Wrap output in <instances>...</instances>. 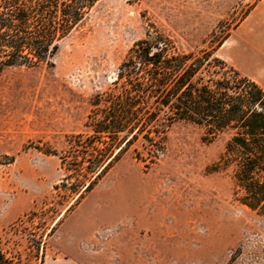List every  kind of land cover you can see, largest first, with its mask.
Segmentation results:
<instances>
[{
  "label": "rangeland",
  "instance_id": "374dc122",
  "mask_svg": "<svg viewBox=\"0 0 264 264\" xmlns=\"http://www.w3.org/2000/svg\"><path fill=\"white\" fill-rule=\"evenodd\" d=\"M251 2L99 0L60 43L53 64L0 69V239L6 246L20 243L16 248L26 254L27 240L7 231L29 211L57 205L54 186L64 175L59 155L45 150L60 153L71 135L88 131L92 98L113 85L136 41L155 26L191 51L230 30L217 55L251 76L237 46L250 58L264 19L253 23L251 10L232 29ZM227 139L224 133L209 141L204 128L177 121L151 165L135 144L79 205L66 215L63 209L44 264H264V217L238 201L229 169L213 170ZM51 214L45 216L50 227L57 222Z\"/></svg>",
  "mask_w": 264,
  "mask_h": 264
},
{
  "label": "trees",
  "instance_id": "16d2710c",
  "mask_svg": "<svg viewBox=\"0 0 264 264\" xmlns=\"http://www.w3.org/2000/svg\"><path fill=\"white\" fill-rule=\"evenodd\" d=\"M99 0H0V69L53 64L60 43L84 22ZM260 0H252L235 29ZM215 33L205 47L183 51L152 26L119 66L113 85L91 100L87 132L69 137L59 155L64 175L56 204L24 214L8 233L27 240L26 254L0 239V264L45 263L58 225L135 144L155 164L177 121L205 129V139L228 135L214 171L232 172L238 201L264 217V88L217 55L229 38ZM52 212V227L45 216Z\"/></svg>",
  "mask_w": 264,
  "mask_h": 264
},
{
  "label": "crops",
  "instance_id": "0c3cea01",
  "mask_svg": "<svg viewBox=\"0 0 264 264\" xmlns=\"http://www.w3.org/2000/svg\"><path fill=\"white\" fill-rule=\"evenodd\" d=\"M257 8V9H256ZM259 8V9H258ZM257 10V11H256ZM253 23H256V20H259L258 25H261V22H263L264 19V0H260L255 8L253 9ZM257 12V13H256ZM243 20L241 24L244 22ZM241 36H239L240 39ZM238 39V41H239ZM241 40L243 38L241 37ZM252 52L250 54V58L245 57V53L242 50V46L238 45L237 50L239 53V60L240 64L244 66H251L252 72L251 76L244 74L246 76H249L253 80H255L257 83H259L264 88V32L259 33L257 37L252 38ZM243 74V73H242Z\"/></svg>",
  "mask_w": 264,
  "mask_h": 264
}]
</instances>
